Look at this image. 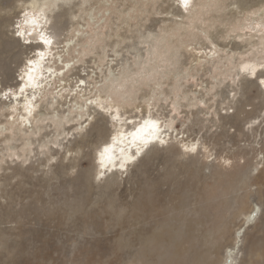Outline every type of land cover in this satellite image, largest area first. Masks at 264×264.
I'll list each match as a JSON object with an SVG mask.
<instances>
[{
	"label": "rangeland",
	"instance_id": "1",
	"mask_svg": "<svg viewBox=\"0 0 264 264\" xmlns=\"http://www.w3.org/2000/svg\"><path fill=\"white\" fill-rule=\"evenodd\" d=\"M193 1L182 24L166 21L174 20L168 7L169 2L177 5L175 0H66L62 4L69 23L68 30L61 33L60 38L74 40L75 44L68 53H62L61 61L54 60L52 69L58 74L52 83L46 84L44 94L63 101L70 88L78 85L75 72H89L87 93L79 94L76 103L98 101L94 108L89 106L90 109H85L82 114L77 112L83 118L75 117L76 113L71 112L76 119L65 122L64 134L58 135L60 126L53 120L44 119L45 128L36 129V133L27 128L29 132L23 141L19 140V125L8 123V102L0 107V123H3L0 125V151L3 149L0 186L11 175L5 187L11 183L10 188H13L8 197L0 198L4 203L0 204V264H75L84 249L96 244L101 247L98 264H125L128 255L141 249V241L151 231V225L158 224L161 217L173 214V206L180 201L183 207L178 219L187 221L194 230V233L184 231L183 237L185 242L188 241L186 250L189 251L191 246L190 251H197L204 264L226 261L229 251L238 243L239 230L249 225L246 221L249 211L257 206L255 199L248 197L249 180L244 172L249 164L251 169L254 167V174L264 171V107L256 109L259 118L243 123L237 146L230 142L232 135L220 133L219 126L223 122L220 114L226 116L229 112L233 115L236 108L230 107H235L239 98L249 111L252 106L248 104L260 101L259 87L245 93L241 84L242 79H256L259 72H264V0H238V3H254L246 7L244 3L248 9L232 18L227 15L236 9V5L232 6L236 3L234 0ZM73 11L75 20L69 15ZM226 19L230 22L225 25ZM218 29L225 31L224 37L217 34ZM212 34H216L214 39L218 36L217 44L213 43ZM65 45L63 42L60 46ZM211 49L216 53L213 59L207 56ZM201 50L207 52L204 59L193 63L192 55H198ZM60 51L62 49L54 50L55 54ZM251 61L263 66L254 76L243 68ZM68 62L71 66L67 68ZM121 63L125 64L121 66ZM63 88L64 98L58 96ZM227 88L231 90L232 103L221 104V92ZM70 94L76 97V93ZM99 103L101 105H97ZM110 104L124 109L123 112L128 111L127 115L146 109L148 116L160 118V123L165 125L160 133L168 134L172 140L160 144L159 139H150L145 146L158 142L161 148L173 147V154L166 156L165 149L160 148L168 160L149 162L150 159L145 158L144 164L132 169L135 177L130 184L125 185L123 181V187L111 195L106 196L101 188L95 191L97 195L91 193L89 197L88 194L81 197L71 184L76 174L69 172L68 176H63L61 168L74 163L68 149L80 139L70 128L74 126V133L84 134L99 112L109 116L103 107ZM108 127L114 133L111 123ZM231 129L234 133L237 127ZM188 135L189 139H186ZM8 137L12 140L8 141ZM202 137H205L208 149L200 145L199 154L194 155L202 163L209 161L221 169H217V176L208 178L200 187L199 174L182 168L188 158L179 156L177 151H185L186 142L197 144ZM27 138L36 143L28 145ZM42 138L53 142L39 143ZM10 143L18 148L8 147ZM95 146L86 149L87 156L78 151L73 152L72 157H77L78 169L90 173V182L100 184L99 179H103L104 174L97 176L94 169L97 162ZM15 168L29 175L24 181L19 180L21 185L16 183L19 177L15 178ZM111 172L107 173L111 175ZM176 181L182 188L179 187L175 197H166L170 192L168 188ZM14 184L17 185L14 187ZM113 195L115 197H111ZM143 203L148 205L149 211L146 222L137 215L140 212L137 207ZM129 240L131 248L126 251L122 244Z\"/></svg>",
	"mask_w": 264,
	"mask_h": 264
},
{
	"label": "bare ground",
	"instance_id": "2",
	"mask_svg": "<svg viewBox=\"0 0 264 264\" xmlns=\"http://www.w3.org/2000/svg\"><path fill=\"white\" fill-rule=\"evenodd\" d=\"M65 1L66 0H0V107L6 105L8 102L7 107L10 110L9 120H11H8V123H16L19 125L17 127V130L20 134L19 140L21 141L25 139L24 135H28L29 131L27 128H29L34 133H36V129L42 130L43 128H45V126L43 125L44 119L53 120L57 125L60 126V128L57 129L58 135L64 134L67 129L64 128L65 122L71 121L75 117L83 118V115L79 114H82L85 109L89 110V106L94 108V103L98 101L95 100V102L90 104L76 103L79 94L87 93L88 85L90 84V74L89 72L85 74L84 71L83 74H77V72L73 71V74L74 72L76 73V84L78 85L77 87L70 88L69 92L76 93L75 98H73L72 94L70 93H68L67 97L64 98V96L62 95L63 90H65L64 88L60 92H58V96L64 98L63 101H57V96L48 97L46 96V94H44L43 91L46 84L52 83L53 79H55L58 74L55 70L52 69L53 67H55L53 63L54 60L58 58L61 61L63 56L62 53H68L69 50L72 49L71 47H73V45L75 44L74 40L69 39L63 41L60 38L61 33L68 30L69 23V20L65 18L66 14H64L63 11L64 6L62 4ZM175 1L177 2V5H170L169 2L168 7L169 13H173L172 18H174V20L166 19V21H170L171 23L175 24H182L183 19H185L187 13H189V11L192 9H189L188 7L192 6V3L194 1L189 0V6L187 8H185L182 4V0ZM234 1H236V3H232V6L236 5V9H232L233 11H230L231 13L227 15L231 18L236 17L238 14L248 9L245 8L246 5L254 3L250 1L249 3L244 2V4L241 1L238 3V0ZM257 2L262 1L258 0ZM48 3H50V5H48ZM243 4L245 7L243 6ZM69 15L72 20H75L77 18L75 16L74 11L70 12ZM91 18H93V14H91ZM177 18H180L181 21H179ZM227 21L228 19L223 21V24L226 25ZM58 31L60 33H57ZM16 33H21L22 37L17 36ZM52 33H54V35ZM224 33L225 31H222L221 29H218L217 31V34H221L223 37ZM78 35H80L79 32ZM215 35L216 34H212L210 37L214 39ZM44 39L49 40L50 43L44 44L42 42ZM63 42H66L67 45L61 47L60 45ZM218 42L219 39L217 36L213 40V43L217 44ZM66 48L68 49L65 50ZM55 49H62V51H60L58 54H55ZM212 49L209 51L207 56L213 59L216 53ZM202 50L199 52V54L197 53L198 55H192V57H194L193 63L196 62L197 64L204 59V55L207 54V52H203ZM122 64L125 63H121V66ZM70 66L71 62H68L66 64V67L68 68ZM246 67L250 70L249 73L253 75L251 69L254 68L256 72L263 66L261 67L260 63H254L251 61L247 62L243 66L244 69ZM200 71H202V69H200ZM114 74L115 72L113 73V75ZM261 78H264L263 71L257 74L256 79H253L252 77L244 78V80L242 79L241 89L243 90V92H245L246 90L250 92L252 88H260L258 91V98L260 99L259 103L248 104L252 106V111L247 110V105L242 102V100H240L239 98V100L237 101V105L235 107H230L236 108L234 114L232 113L233 115H229V112L225 114L226 116H224V114L222 113L220 114V116H222L221 120L223 121L221 126H219V128H221L220 133H222L224 136L232 135V137H230L232 138L230 142H232V144L236 146L238 145L237 143H239L238 138H240L238 137L240 136L238 135V133L243 132L241 129L243 123H245L246 121L249 122V120H252L254 118H259L260 115L256 113V109L258 108V106L259 108L264 107V87H262L258 83ZM74 88H79L80 90H76L75 92ZM230 92L231 90L228 88L227 90H223L221 92V104H226L228 102V104L232 103V101L230 100ZM201 99L205 100L203 96ZM73 103L74 105L76 103L75 110L72 109L74 108V105H72ZM97 105L101 104L99 103ZM66 106H68L67 109H65ZM36 109L38 110L37 113H35ZM103 109L104 111H107V114H109V119L107 116L104 115L105 113L99 112L94 117V121L89 124V128L87 130L85 129L86 131L84 134L82 132L74 133V126L70 128L73 131V135L78 134L80 136V139H77L75 141V145L72 148L70 147L68 149V152L71 153V160L74 163H70V165L67 167L62 166L61 168L64 174L63 176H68L69 172H72V174H76V176H74L76 177V179L74 180V182H71V184L75 192L78 195H81V197L82 195L87 194L89 197L91 193H96L97 195V192L95 191L100 190L101 188L103 189V193L106 192V196L111 195L112 193H115V191L123 187V181L125 182V185L126 183L130 184L133 181V178L135 177V171L132 169L139 168V165L144 164L145 158L147 157L150 159L149 162H153L159 159H162L163 161L168 160L164 157L163 153H161V149H163L164 147L161 148L159 145L162 144V142L166 143L167 141L172 140V137L168 138V134L164 135V133H160L165 126L164 124L162 125L160 123V118L157 119L153 115L148 116V111H146V109H141L139 112L136 110L134 115H127L128 111L123 112L124 109H121L120 107L114 104L104 106ZM54 111L57 112L54 113ZM259 111H262V108ZM71 112H75L76 116L73 117ZM116 117H118V119ZM55 118H57V120ZM163 119H166V116H164ZM109 123H111V126L114 128V133H112L110 131V128L108 127ZM1 124L3 123H0V125ZM153 124L156 126L155 128L152 127ZM22 127H24V129H22ZM49 127H51V125ZM82 127L83 125L81 124V129ZM232 127H237V130H234V133H232ZM141 128H143V131L140 133L142 139L134 140L133 133L137 132V130ZM4 130L5 128H2V131ZM67 133L69 134V132ZM184 137L185 136H183L182 138ZM7 139L8 141L12 140L10 139V137H8ZM150 139H159L161 143L158 144L157 141V143L151 142L152 144H150V147H146L145 144H148ZM186 139H189V135L186 137ZM145 140H147L148 143H145ZM41 142L47 144L49 142H53V140L51 139L45 141L44 138H42L39 143ZM26 143L28 145H33L36 142H34L33 139L27 138ZM94 145H96L95 148L97 150V153L95 154V159L97 162L95 164L96 166L94 169L96 171L97 176H102V173L104 174L103 179H101V177L99 179L100 184H98V182H90V173L78 169L77 157H72V153L78 151L87 156L88 152H86V149H90V147ZM200 145L201 148L203 147V149H208V147L206 146L208 144L205 140V137L199 139L197 144H192V141H188L185 143L186 148L196 147V152L177 151V149L176 151L179 156H187L188 159L186 160L188 161L186 164H184V166H182V168L187 169L190 172H196L197 175L199 174V184H201L200 187H202L203 182L218 173L221 168L218 166L216 167L212 163L209 164V161H206V163H202V160L200 161L198 156L194 155L195 153L197 155L199 154L201 150ZM8 147H12L13 149L18 148V146H15V144L13 143L8 144ZM105 147H110L111 151L110 153L106 154V156L103 158V163H101V152H103ZM167 148L168 149L164 148V151L165 154L167 153L166 156H169V154L173 152V147ZM242 150L243 149L241 148V151ZM1 151H3V149H1ZM1 151L0 154L2 153ZM262 157V160H264V156ZM201 165L203 166L202 168ZM251 167L252 165L249 164L246 167V170L244 169L246 179L249 180V186L247 183L246 189L250 191L248 197L251 196V198L255 199L257 206L256 208H252L249 211V216L246 220L248 221L249 225L246 227L243 226L244 228H241V230L238 229V243L235 245V247H233L232 250L229 251L226 261L221 264H264V171L254 174V167L252 169ZM69 169L73 170L69 171ZM217 169L219 170L217 171ZM248 169L251 170L247 174ZM13 170L15 172L14 175H16L15 178L19 177V179L16 178L18 179V181H24V179L29 176H27L19 168H15ZM109 170L110 172L112 170L111 175L107 173L109 172ZM53 175L56 176L58 174L54 173ZM186 175L187 174H185V176ZM10 176L6 177L5 183L0 186V198L4 197V195L5 197H8V195L12 192L13 188H10V186L12 185L11 183L8 184V187H5L8 179L11 178ZM97 179L98 177L95 178V180ZM18 181L16 183L19 185L21 182ZM244 183L246 182L244 181ZM16 185L14 184V187ZM179 187H181V184H179V182L176 181L172 183L168 188L170 192L166 195V197H175V194H177V190L179 191V189L182 188ZM103 197L105 196L103 195ZM111 197L115 196L113 195ZM166 200L164 199V201ZM174 200L177 201L178 199L174 198ZM0 204L3 205L4 203L0 201ZM147 207V204L137 207L138 211H140L137 215L141 218L143 222H146L147 219H149V211H147ZM173 207V214L161 217V219L158 221V224L151 225V231L147 233L145 238L141 241V249L136 250L133 255H128L125 264H204V261L202 260L203 258H201L200 254L197 251H190L189 248L191 246L189 248L187 247L189 251L186 250L185 243L188 241L185 242V239L183 237V235L185 234L184 231L187 229L188 232L192 231V233H194V230H192L193 228L187 221H185L184 219H178L177 215H179V213L181 214V210L183 207L182 202L180 201ZM148 223H152V221H149ZM131 243L132 242L130 240L124 241L122 244L124 250L127 251L128 249H130ZM84 251V253H81L80 256L77 257L78 263L75 262V264H96L99 261L98 256L100 255L99 252H101V247H99V245L96 244L88 250L84 249Z\"/></svg>",
	"mask_w": 264,
	"mask_h": 264
},
{
	"label": "snow or ice",
	"instance_id": "3",
	"mask_svg": "<svg viewBox=\"0 0 264 264\" xmlns=\"http://www.w3.org/2000/svg\"><path fill=\"white\" fill-rule=\"evenodd\" d=\"M182 4L184 5L185 8H187V7L189 6V0H182ZM16 35L22 37V34H21V33H16ZM42 42H43L44 44H48V43H50V41L47 40V39H44ZM244 70H245V71H249V69H248L247 67H246ZM251 71H252V73H253V75H254V73H255V69L253 68V69H251ZM259 84H260V85H264V78H261V79L259 80ZM101 111H103V109H101ZM116 118L118 119V117H116ZM152 127L155 128L156 126L153 124ZM142 131H143V128H141V129L137 130V132H134V133H133L134 140L142 139V137H141V135H140V133H141ZM144 142H145V143H148L147 140H145ZM110 151H111V148H110V147H105V148H104L103 152H101V158H102V159H101V163H103V158L106 156V154L110 153ZM185 151H186V152H187V151H190V152H196L197 149H196V147H192V148H186ZM109 158H110V157H109ZM122 167H123V166H122Z\"/></svg>",
	"mask_w": 264,
	"mask_h": 264
}]
</instances>
